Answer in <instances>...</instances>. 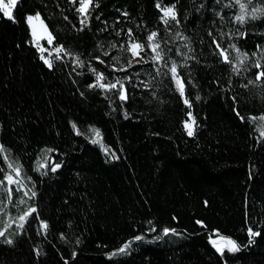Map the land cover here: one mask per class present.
Instances as JSON below:
<instances>
[{
	"label": "trees",
	"instance_id": "16d2710c",
	"mask_svg": "<svg viewBox=\"0 0 264 264\" xmlns=\"http://www.w3.org/2000/svg\"><path fill=\"white\" fill-rule=\"evenodd\" d=\"M173 5L175 20L163 12ZM80 7L18 0L11 18L0 8V264H264V14L251 18L264 0ZM32 14L62 49L52 67L33 41ZM233 45L248 54L243 64ZM8 162L35 193L23 228L14 221L28 204L14 185L9 200ZM218 234L239 250L218 251Z\"/></svg>",
	"mask_w": 264,
	"mask_h": 264
},
{
	"label": "rangeland",
	"instance_id": "374dc122",
	"mask_svg": "<svg viewBox=\"0 0 264 264\" xmlns=\"http://www.w3.org/2000/svg\"><path fill=\"white\" fill-rule=\"evenodd\" d=\"M17 2H18V0H15V3L12 4V0H0V8L8 16H9V13H11V17H12ZM7 5H11V7H6ZM88 7H89V5H88ZM169 8H172V7L169 6V7L163 8V12H164V10L169 9ZM87 10H88V8H87ZM83 15H86V14H83ZM27 19H28V23L30 24V27H31V30H32V36H33L34 43L37 44L40 47V49H41V51H42V53L44 55V58L47 61H49L50 57L52 56V54H56V53L60 52V51L59 52L57 51V49H60V48L53 45V42H52L53 37H52L50 31L48 30L45 22L43 21V19L41 18L40 15H38V14L28 15ZM43 40L46 42L45 44L43 43ZM152 43H154V42L151 41L150 44H152ZM136 51L139 52V57H135V60H141L142 59L141 55H140L141 48L140 49H136ZM153 53L155 54V52H153ZM174 79H175L176 84L180 88V85L177 83V78L174 77ZM179 80H180V78H179ZM262 119H263V121H262ZM261 122L264 123V116L261 118ZM186 125H187L186 127H187L188 131L191 129V131L193 132V130L195 128L194 121L192 119H190L189 121L186 122ZM89 135H90V137L92 139L97 140L95 142L100 146V148L105 153H107L109 151L108 146L103 142V140H101L100 134H99V132H98V130L96 128H94V127L91 128L90 131H89ZM46 162H47V157H46V155H44V157L41 158V165L45 166ZM10 163H11L12 167H9ZM10 163L8 162V168H11V169H9V171L6 173V177L11 175L13 180H17V181H19V183H15V184H11L10 185L6 181L7 182V186H8V188L10 187L12 189V186L14 185L15 186L14 188H16L17 190H21L23 193H20V194L16 193L17 198L19 200L20 197H21L22 201H25L26 204H28V207H26V209H24L23 214H20V215L17 216L18 220L17 219L15 221L14 220H9V223H7V224L10 225L11 222L14 221V223L21 225L22 228H23V223L25 222V220H21L20 217L21 216H25L26 213L30 212L31 208H30L29 197H31L33 192H32L31 188L29 187V185L27 183V178L24 176V173H23L19 163L18 164H15L13 162H10ZM16 168H19V170H20V175L19 176H17L15 171H14V169H16ZM24 196H26L28 199H26ZM14 207H15V205H14ZM6 214H8V213H6ZM158 236L159 235H154V237H158ZM138 237H140V239L141 238H147L146 235H142V236H138ZM213 241H215L214 244H220V243L225 242L226 246L224 247V250H228V251H230L229 249L233 247V244L229 243V241H232V242H234V245L236 247H238V249H239L238 244L233 240V238H231L229 236L226 237L224 235L218 234L216 237H214L212 239V242ZM129 243H130V241H128L126 245H129ZM121 252L122 251H120V250L119 251H114L113 254L121 253ZM230 252H235V251H230Z\"/></svg>",
	"mask_w": 264,
	"mask_h": 264
},
{
	"label": "snow or ice",
	"instance_id": "6c2138e0",
	"mask_svg": "<svg viewBox=\"0 0 264 264\" xmlns=\"http://www.w3.org/2000/svg\"><path fill=\"white\" fill-rule=\"evenodd\" d=\"M237 2L239 3V0H237ZM14 3H15V0H12V4H14ZM90 3H91V0H81V7L78 9V11H79L81 14H86V12H87V8H88V5H89ZM6 7H11V5H7ZM174 8H175V6L173 5L172 8H169V9L164 10V16H165V17H169V16H170L171 19L175 20V19H176V14H175ZM240 8H241V14H240L239 16L236 17V20H237L238 22H240V23H244V22H245V19H246V16L248 15V13H247V6H246L245 4H240ZM258 13H259V14H264V8H261V9H253V11H252V13H251V18H252V19H256V18H258V17H257V14H258ZM9 17L11 18V13H9ZM83 22H84V21H82V23H83ZM165 22H167V20H165ZM130 31H131V30H129V34H130ZM156 35H157L156 33H152V34L148 37L149 41H150V42L153 41V40L155 39ZM142 47H143V45H139V44L133 43V44L131 45V47H130L129 50L132 51L133 56H135V57H139V52L136 51V49H140V48H142ZM150 47H151L152 50L156 53V55L154 56L153 59L156 60V61H160V60H162L163 57L161 56V53H160V51H159V49H160V45H159V44L152 43V44H150ZM219 47H220L219 44H217V48H219ZM232 47L235 49V51L237 52V54L240 56V63L243 64V63L247 60V58H248V54H247V53H241L240 50H239V49H236L234 45H233ZM61 50H62V49H57L58 52L61 51ZM220 54L223 56L224 61H225L226 63H228V62H229V57H228V55L226 54V51H225L224 49H220ZM253 55H255V53H254ZM45 62L48 63V66H49V67H52V64H51L49 61H45ZM256 67H257V68H260V63H259V61H257V63H256ZM170 71H171V73L173 74V76L177 78V83L180 85V91L183 92V82L180 81L179 78L177 77V65L175 64V62H173ZM262 77H264V71L259 72V73L257 74L256 79H257V80H260ZM102 80H103V76H102V74H101L100 76H98V81H102ZM118 84H120L119 81H117L116 84H112V85H110V87H111V88H116ZM99 86H100V87H109L108 85H105V84H103V83H101ZM121 87H122V85H121ZM120 98H121V100H124V99H126L127 97H126V95H124V94L122 93L121 96H120ZM185 103H187V101H185ZM186 126H187V125H186ZM188 135H190V136L193 135V132L191 131V129L188 131ZM261 135L264 136V132H262ZM0 151H3V147H2V146H0ZM59 166H60V165H56L54 168H52V171H55L56 168H58ZM9 167H12V165H9ZM14 171H15V173H16L17 176L20 175V170H19V168L14 169ZM5 180H6L10 185H11V184H15V183H19V181H17V180H13V178H12L11 175L5 177ZM0 183H2V182H0ZM7 191L9 192V200H10V199H11V192H12V189H11V188H8ZM32 195L35 196V193H32ZM35 211H36L35 209H31L29 213H26L25 216H21L20 219H21V220H25V218H26L27 215H30L32 212H35ZM43 226H44L45 228L47 227L46 224H44ZM164 231H165V233H167V232L169 231V229H165ZM172 231H174V230H172ZM249 233H250V235H253V236H254V235H259V233H257V232H253V230H252L251 228H249ZM0 235H3V233H0ZM136 239H140V237H137ZM7 242H8V243H11L12 241L9 240V241H7ZM249 242L251 243L252 241L250 240ZM213 243H215V241H213ZM229 243L233 244V247L229 249L230 251H238V250H239L238 247H236V246L234 245V242L229 241ZM127 247H128V245H125V247L122 248V249H120V251H125V249H126ZM218 250L222 251V249H218Z\"/></svg>",
	"mask_w": 264,
	"mask_h": 264
},
{
	"label": "water",
	"instance_id": "95a60500",
	"mask_svg": "<svg viewBox=\"0 0 264 264\" xmlns=\"http://www.w3.org/2000/svg\"><path fill=\"white\" fill-rule=\"evenodd\" d=\"M214 246L216 247L217 250L218 249H222V251H220V250H218V251L223 252L224 247L226 246V243L223 242V243H220V244H214Z\"/></svg>",
	"mask_w": 264,
	"mask_h": 264
}]
</instances>
